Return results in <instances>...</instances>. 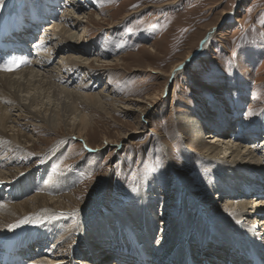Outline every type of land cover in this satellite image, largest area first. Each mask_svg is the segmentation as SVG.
Masks as SVG:
<instances>
[{
	"label": "rangeland",
	"instance_id": "obj_1",
	"mask_svg": "<svg viewBox=\"0 0 264 264\" xmlns=\"http://www.w3.org/2000/svg\"><path fill=\"white\" fill-rule=\"evenodd\" d=\"M35 2L31 10L28 8L24 13L45 16L37 7L41 0ZM21 3L24 4L23 0H0V14L9 10L11 15L18 16ZM71 3L69 10L79 7V11L74 9L76 13L72 15L81 16L80 21L83 22L79 30L82 40L77 46L86 48L85 57L89 58L92 73H81L78 81L71 78L66 89L88 93L86 86L95 88L94 93L103 94L109 107L113 108L118 101L114 105L116 112L107 114L84 104L77 112V118L75 115L63 117L66 122L58 130L47 126V123L44 128L33 125L26 131L24 129V133L33 136L37 148L31 150V160L27 155L19 158L14 146L0 151V165L6 168L1 171L7 175L9 169L13 171L12 175L16 174L8 177L7 188L0 187V204H21L35 196L62 199L72 194L77 205L74 209L80 212L87 210L92 219L96 218L84 231L86 235L90 236L95 230L97 237L114 235L122 227L120 221L102 223L101 219L122 214L140 220L150 215V220L157 217L154 220L159 226L157 232L165 244L168 243L166 236L173 232V214L183 216L186 200L196 208H202L197 216L204 213L199 219L210 226L215 222L214 215L228 216L222 214L228 211V205H238L230 198H237L238 203L243 199L248 205L244 212H251V207L254 211L263 206L255 205L254 200L264 199V193L255 195L250 191L252 194L248 193L247 198L237 194L218 198L217 192L223 187L219 179L226 176L220 173L218 162L204 166L203 152H193L192 146L196 140L210 143L208 136L215 133L210 125L214 126L219 123V118L224 117L232 124L229 131H223L225 136H234L227 138L237 141V136H248L251 140L245 145L263 143L260 152L264 156V126L262 130L257 128L259 116L264 112V0H72ZM47 17L41 18L49 19V22L46 20L40 26L42 30H36L40 42L48 34L46 37L51 42L45 45V50L55 46L51 39L55 37L46 29L56 25L59 16ZM189 56L190 59L195 56L191 63L186 62ZM52 59V66L49 59H45L49 68L59 65L61 55L57 54ZM184 62L186 64L173 77L174 68ZM155 97L158 99L154 100ZM45 106L37 111L50 109L59 118V107ZM63 113L60 111L61 116ZM15 114L19 112L11 115ZM84 116L91 123L88 142L78 138L72 130ZM195 121L205 127L204 131L200 132V128L192 130L196 127ZM60 140L64 145L46 168L44 155ZM149 166L155 170H149ZM28 173V178L33 181H25L22 185L27 189L35 185L40 187L21 197L15 192L12 194L10 184ZM182 174L191 189L186 188ZM258 175H264V172ZM177 189H180L178 195ZM105 191L107 193L102 197ZM94 205L99 208L95 210ZM260 213L264 215V210ZM50 217L43 216V223L38 224H46V228L58 223L57 228L62 227L66 231L78 226L74 219L66 223L59 218L53 219L54 215ZM142 220L135 222L134 226L147 221ZM250 220H244L248 227L245 226L246 231L260 233L255 228L256 220L253 223ZM109 226L111 231L104 232V228L109 229ZM41 228L38 230L45 229ZM67 236L66 232L60 233L46 244H37L34 251L41 245L48 244L52 248L42 247L44 251L33 255L51 261L54 250L65 256L70 248H74L79 251L76 256L80 258L84 251L82 246ZM260 238L264 240L261 234ZM58 240L62 243L59 250L56 249ZM47 252L51 254L44 256ZM203 259L207 263L216 262Z\"/></svg>",
	"mask_w": 264,
	"mask_h": 264
},
{
	"label": "bare ground",
	"instance_id": "obj_2",
	"mask_svg": "<svg viewBox=\"0 0 264 264\" xmlns=\"http://www.w3.org/2000/svg\"><path fill=\"white\" fill-rule=\"evenodd\" d=\"M35 1L36 0H23L25 5L24 10L32 8L33 2ZM61 1L66 5L70 4L67 9L62 11L59 9V3ZM71 2L72 0L70 2L69 0H41L40 3L38 2L39 5L41 4L43 6V14H46L45 16L42 15L43 17L46 18L47 16H50V18L53 19V17L57 15L59 16L56 19V25L52 28L47 27L46 29L48 31L50 30L55 37V39L51 38L55 41V44H53L55 46H51L49 47V50H45V45L51 42L49 41V38L46 37L48 34H46V36H44L45 38L42 39L44 40L41 43L42 45L38 46V49H35V51L39 50L38 53L40 58H37L36 56L29 60L22 55L15 59L16 61L10 62L14 58L9 57L7 63H0V69H11L0 70V151L2 152L6 150L7 146H14L19 158L20 156L25 157L27 155V159L29 158V160H31L32 157H29V155H31V150H36L37 143L34 142L32 135L23 132L24 129L26 131V129L33 125L44 128L47 123V126L49 125L58 130L61 126L63 127V122H66L65 120H62L63 117L70 118L75 115V118H77V112L81 110V106L84 104H87L97 111L106 112L107 114L109 111H115L114 105H117L118 99H116L117 102H115L113 108H111L109 107L110 105H107V102V104L105 103L106 98L103 94L94 93L95 88L92 89L91 87L86 86L87 90L91 93H80V89L75 91L66 89L68 88V81L71 80V78L78 81L77 78L81 73H85L86 71H89V74L92 73L90 72L91 64H89V58L85 57L87 55L86 48L77 46L82 40L81 37H79V30H81L83 22L80 21L81 16L78 17L76 16L77 14L72 15L73 13H76L75 11H79V7H72L73 9L69 10L72 4ZM20 10L23 11V9ZM8 12L0 14L1 48L7 44L1 43V41L9 42L8 39L11 38V35L14 36V34H16L14 31L15 28L18 25L23 27L26 24V20H30V17H35L37 21L33 23L36 24L39 22L40 26L47 20H43L39 16H29V13L24 17L23 14L20 15L19 12L17 13L18 16H13L11 15V12ZM65 13L70 15L65 17L63 15ZM14 20L17 21L16 25L11 28V24ZM9 29H11L9 34L4 35L1 33L2 30L5 31ZM84 31L86 36V29H84ZM27 39H30V37ZM57 54L61 55V62L58 63L59 65L57 67L49 68L47 60L49 59L51 62L54 60L52 58L55 56L57 57ZM190 57L191 56L186 60L190 59ZM46 58L47 60H45ZM186 62L181 63L174 68L172 73L173 77L177 75L179 68L183 67ZM52 64L53 62L50 63L51 66ZM156 98L157 97L153 99L156 100ZM7 99L8 102L6 101ZM46 102L49 104V107L50 105L53 107L56 105L57 108L59 107L60 111H63V114L65 115L62 114L61 116L59 111L57 114L59 118L57 119L54 112L50 109H45V111L42 112L41 108L45 105L48 106ZM39 107L41 108L37 111ZM12 112H19V114L11 115ZM22 113H24V115H22ZM22 116L24 117L23 119L21 118ZM259 117L260 124L257 128L262 130V127L264 126V112ZM26 120L28 122H26ZM219 120V123L217 122L214 126L213 124L210 125L215 130L213 135L210 133V136H208V138L211 139L210 143H204L202 139L196 140L194 146H192L193 152L198 153L196 152L197 150L203 152L204 156L202 157H204V160H202L204 166H213L211 164L218 162L220 173L223 172L225 174L226 177L219 176V181H222L223 187L217 192L219 194L218 198H222V195L224 196L228 194L230 197L237 194V196L240 195L247 198V195L252 193H255V195L264 193V175H258V173L261 174L264 172V156L261 152H257V150H260L258 148L260 144L256 146V142H254L253 144L249 143L245 145V143L251 140L248 136H237V141L232 140L233 138H227L226 136L230 135L225 136V133L231 129L230 126L232 124L229 121L226 122L224 117L221 119L219 118ZM79 122L80 123L76 125V127L74 125L72 128L75 132L74 135L76 134L78 138L84 139V141L88 142L91 128L90 120L84 116L80 118ZM194 123H196V127L195 129H192L193 131L198 128H200V132L204 131L205 127L199 126L198 121H195ZM10 132H12V134H10ZM227 134L230 133L228 132ZM213 141H220V143L215 144ZM236 142H239V144ZM234 143H236V145ZM63 145V141H58V144L56 146L54 145L51 150L44 155L43 165H45L46 168L49 167L51 159L55 158V155H57V152H59L60 147ZM15 167H18V165ZM1 169L5 170V165H0V187L7 188V185L5 184L6 182H9L8 177H13L16 174L12 175L13 171L7 169V176L1 171ZM28 177L29 173L19 177L14 183L10 184L11 187H9L11 188L10 191L12 194L15 192L21 197L24 194H30L27 193L29 191H35L36 187L38 188L39 185H35V182V186L30 187L29 189L22 185L25 181L27 183L33 181ZM182 177L186 180V188L191 189L185 175L182 174ZM253 179H256L255 182ZM250 191L252 193H249ZM176 192L178 195L180 189ZM106 193L107 191L103 192L102 197H104ZM231 199L236 201V204L238 205L236 207L228 205V211L222 213L228 216H223L222 214V216L214 215L215 222L213 226H210L202 219H199V216L204 214L203 212L202 215L197 216V214H201L199 213V211L202 210L201 207H198V210V208L191 205L189 200H186L183 216L179 217L175 212L173 214L174 221L171 222L173 232L166 236V238L168 237V243L166 244L164 242L162 243V235H159V232H157L159 230V226L155 222L157 217L154 218L155 221L150 220V218H152L150 215L145 216L144 218L142 217V219L147 221L138 222L136 227L134 226V223L141 221L142 219H132L131 217L128 218V215L124 216L122 214L119 216L115 215V217H109V220L100 218L102 223H108V221L110 223L111 220L120 221L122 227H120L119 232H115L114 235L102 234L97 237L96 230L95 233L93 232L90 236L86 235L84 231L87 229L90 222H93L96 218L92 219L90 216L91 214L87 213V210L85 212L83 209L80 212L79 210L74 209V206L77 205L75 196H72V194L63 197L62 199H49V197L45 196H35L33 199H29L21 204L8 206H6V203L4 205L1 203L0 254L7 248H11L12 251L24 250V252H29L27 249L28 246L29 248H32L36 244H42L44 242L46 244L50 238L56 239L57 234H63L66 232L68 234V239H74L82 246L81 248H83L84 251L81 253L82 255L79 253V256H81L80 258H77L76 256V252L79 251L70 248L65 256L60 254L61 252L58 254V251L54 250L51 255V261H48L49 258L45 259V257L44 259H41L37 254L32 258H28L29 255H26L25 253H23L24 255L21 260L24 261V259H29L30 261L25 260L26 264H110L109 262H113L112 264L115 262L117 264H241V262L255 264L257 261L264 262V240L260 238V234L261 237H264V217H261L263 214L261 215L260 213L261 210H264V199L261 200L260 198V200H254L256 203L255 205L263 206H260L259 208L256 206L257 208L254 211H252L253 207H251L250 209L252 210L251 212L249 211L250 213L243 211L248 209V205L245 204L243 199V201L240 200V203H238L239 200H237V198H230L229 200ZM226 201L228 202V200ZM249 204L251 206V203ZM94 207H96L95 210L99 208L96 205H94ZM37 213L41 214L37 215ZM30 214L34 215L32 216ZM53 215V219L56 220L59 218L66 223L67 221L74 219L78 226L75 228L70 227V229L66 231L62 227L57 228L58 223L55 224L56 226L51 225L46 228V224H43V226L38 224L43 223L41 221L43 216H46L47 218V216L50 217ZM137 215L140 214L138 213ZM249 219L252 221L250 223H253V221L256 220L255 224L256 226L259 225L260 233H254L255 230H252V232L246 231L244 220L247 222ZM129 220H133L134 222ZM39 227L45 229L38 230ZM246 228L248 227L246 226ZM109 230L110 226L109 229L106 228L105 230L104 228V232ZM64 241H66V239L62 241L60 240V242ZM156 241L157 243L154 244ZM60 242L56 247L57 250L61 248L62 243L60 244ZM158 244L160 245L157 246ZM41 246H47L48 249L52 248L48 247V244L46 246ZM42 247L38 248L34 253L41 252V250L44 251V248ZM32 249L34 250V248ZM227 249H229V252H227ZM50 254L51 253L47 252V255L44 256H49ZM76 258L81 261L78 260L80 262H77ZM203 258H206L209 261L210 259L216 260V262L207 263ZM236 261L240 263H236Z\"/></svg>",
	"mask_w": 264,
	"mask_h": 264
},
{
	"label": "snow or ice",
	"instance_id": "obj_3",
	"mask_svg": "<svg viewBox=\"0 0 264 264\" xmlns=\"http://www.w3.org/2000/svg\"><path fill=\"white\" fill-rule=\"evenodd\" d=\"M0 70H11V69H9V68H3V69H0ZM149 170L154 171L155 169L152 168L151 166H149ZM73 214H76V213H73Z\"/></svg>",
	"mask_w": 264,
	"mask_h": 264
},
{
	"label": "water",
	"instance_id": "obj_4",
	"mask_svg": "<svg viewBox=\"0 0 264 264\" xmlns=\"http://www.w3.org/2000/svg\"><path fill=\"white\" fill-rule=\"evenodd\" d=\"M194 59H195V56H193L191 59H189V60L187 61V63H191V61L194 60Z\"/></svg>",
	"mask_w": 264,
	"mask_h": 264
}]
</instances>
